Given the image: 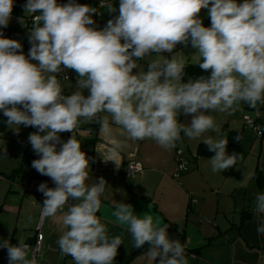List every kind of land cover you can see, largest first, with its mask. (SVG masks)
<instances>
[{
	"label": "clouds",
	"instance_id": "9594fccd",
	"mask_svg": "<svg viewBox=\"0 0 264 264\" xmlns=\"http://www.w3.org/2000/svg\"><path fill=\"white\" fill-rule=\"evenodd\" d=\"M13 7L14 0H0V29L8 26ZM23 7L38 13L28 55L18 40L0 31V110L7 125L37 129L28 137L40 157L31 166L55 185L41 183L37 191L44 196L42 218L63 213L64 230L57 239L61 256H70L74 264H114L123 239L110 236L97 215L107 184L103 177L86 183L89 158L74 131L94 120L108 131L110 117L127 141L151 140L166 152L175 149L181 133L198 139L214 132L216 138L203 140L214 153L208 160L211 171L236 165L239 157L227 153L228 140L208 113L232 114L241 103L252 109L264 105V0H119L118 15L102 29L92 18L99 10L76 0H26ZM100 8L117 12L110 0H101ZM202 9H208L210 27L199 17ZM178 44H190L195 63L209 74L184 82L186 60L173 54ZM153 53L159 58L147 60L145 72L137 61ZM65 69L77 74L70 94L58 79ZM181 114L191 117L188 124L180 122ZM63 132L72 136L62 141ZM113 208L133 246L149 245L150 260L189 264L186 243L171 239L167 224L154 223L150 214L137 215L131 204L114 202ZM254 213L256 232L264 236V192L255 195ZM0 248L7 249L8 264H38L22 238L18 245L4 240Z\"/></svg>",
	"mask_w": 264,
	"mask_h": 264
},
{
	"label": "crops",
	"instance_id": "0c3cea01",
	"mask_svg": "<svg viewBox=\"0 0 264 264\" xmlns=\"http://www.w3.org/2000/svg\"><path fill=\"white\" fill-rule=\"evenodd\" d=\"M76 1L99 10V15L94 14L92 17L94 21L97 19L95 26L98 29L118 15L119 0H111L117 8L115 13L98 8L97 4L101 0ZM15 3L21 4L20 14L12 12L8 26L0 29L4 38L15 39L26 28L27 20L32 15L24 10L26 0H14ZM57 3L65 4L66 0H57ZM210 26L211 21L206 27ZM181 46L178 44L179 50L175 54L183 56L186 62L197 60L196 50L190 44L185 50H181ZM22 50L27 56L30 48L22 47ZM152 55L146 60L137 61L145 72L148 70L147 60L159 58ZM139 70L137 68L133 72ZM71 71L76 74L74 70ZM60 82L68 94L75 91L76 80ZM250 111L255 115L254 120L264 128V105L252 109L241 103L236 115L234 112L217 123L227 140L231 132L242 137L237 141L235 134L232 141H228L227 153H236L239 158L236 165L223 172L211 171L208 164L211 156L196 155L197 146L206 137L216 138V133L207 132L198 139H188L181 133L183 145L178 141L176 147L186 148L191 164L178 179L174 177L177 172L175 149L166 152L151 140L129 142L121 134V129L111 124L110 117L108 131H103L97 120L79 125L74 135L80 142L81 150L89 158V179L86 183L90 185L103 177L107 184L97 215L106 224L110 236L120 235L123 239L114 264L159 262V258L155 262L148 258L147 243L136 250L127 226L121 225L112 214L114 202L131 204L137 215L150 214L154 223L160 226L167 224L169 237L186 243L189 264H264V236H258L256 232L254 213L255 195L264 192V135L256 137L252 130L243 127L244 117L251 118L247 114ZM104 115L99 114L101 117ZM178 119L188 124L191 117L181 114ZM91 125L96 126V129ZM36 131L34 127L8 125L0 135V147L4 150V153L0 151V242L8 240L11 244L19 243V238H22L25 243H30L37 233L44 197L21 191L13 184L19 177L36 174L31 166L33 157L31 159L25 155L32 151L28 142L29 134ZM71 136L72 133L64 141ZM91 140H94L93 143H88ZM129 161L140 163L143 171L124 176L121 170ZM191 200L195 202L191 203ZM62 215L58 213L56 217L43 218L41 232L44 235V247L37 258L38 264H74L71 257L61 256L57 245V239L64 230ZM133 249V256L127 259ZM0 264H8L5 248H0Z\"/></svg>",
	"mask_w": 264,
	"mask_h": 264
},
{
	"label": "built area",
	"instance_id": "2783aa9c",
	"mask_svg": "<svg viewBox=\"0 0 264 264\" xmlns=\"http://www.w3.org/2000/svg\"><path fill=\"white\" fill-rule=\"evenodd\" d=\"M67 2H68V0H66V3ZM110 2H111V0H110ZM100 3H101V1L98 2V4H97L98 8H100ZM98 15L99 14H97V16ZM34 16H35V14H32L27 20V28L28 29L32 28V25L34 23ZM95 22L96 23L98 22L97 19L95 20ZM58 79L60 81H62V80H77V75L74 72H72L70 69H65L64 71H62L58 75ZM64 93L68 94L65 91H64ZM243 127L245 129H251L256 134L257 137H262V135H264V128H262V125L260 123L256 122L254 119H251L249 117H244ZM70 133L71 132L60 133L59 135H60L61 140L64 141L65 139H67L69 137ZM57 148H59V145H57ZM31 150H32V147H31ZM0 151L4 153V150L1 147H0ZM32 153H33L35 159L40 158L36 153L33 152V150H32ZM174 160H175L176 166H177V172L175 173L174 177L176 179H178L180 177L181 173L183 171L187 170L188 165L190 163V159H189V157L185 156L183 149L176 147L175 152H174ZM121 171H122L124 176L129 177V176H132L134 174L142 172L143 166L138 162L129 161L126 164H124ZM13 182H14L13 184H15L21 191H29V192L35 193L37 195H40L42 197H44L43 194L41 192L37 191L38 185H40L41 183H46L49 188L55 187L51 178H49L47 176H42L37 171H36V174L33 176H22V177L17 178ZM193 202H195V201L191 200V203H193ZM69 203H72V201L69 200ZM42 221H43V218L40 215V219H39V222L37 224V233L35 235V238L30 243H26L29 245V257H31L32 254H35L36 257L38 258L39 255L41 254L43 247H44V235L41 232ZM12 244L18 245V243H12ZM65 257L68 258L70 256H65ZM7 259H8V255H7Z\"/></svg>",
	"mask_w": 264,
	"mask_h": 264
},
{
	"label": "trees",
	"instance_id": "16d2710c",
	"mask_svg": "<svg viewBox=\"0 0 264 264\" xmlns=\"http://www.w3.org/2000/svg\"><path fill=\"white\" fill-rule=\"evenodd\" d=\"M19 5H21V4L20 3H15L14 4L13 10H12L13 13L20 14ZM29 31H30V29H28L26 27L25 29L21 30L17 34V36L15 37V40H18L22 44V47H24V48H30L31 47V44L29 43ZM195 62L196 61H194V62H186L184 82H187L188 79H196V78H198L201 75H208L209 74V73H205L203 70H201L199 68V66ZM6 120H7V118L3 115L2 110H0V135L4 132V130L8 126L7 123H6ZM91 127L94 130L96 129V126H92L91 125ZM235 134L236 133H232L231 132V134L228 137L229 138L228 139L229 143H230V141H232V139L234 138ZM93 141L94 140H91L88 143H93ZM25 155L30 157L31 159L33 157V160H35V157H34L32 151L26 152ZM196 155L200 156V157H210V156L214 155V153L210 152L208 150L207 146L204 143H200L197 146ZM134 252H135V250L133 249L127 259H130L131 256H133Z\"/></svg>",
	"mask_w": 264,
	"mask_h": 264
},
{
	"label": "rangeland",
	"instance_id": "374dc122",
	"mask_svg": "<svg viewBox=\"0 0 264 264\" xmlns=\"http://www.w3.org/2000/svg\"><path fill=\"white\" fill-rule=\"evenodd\" d=\"M238 1H241V2H243V0H237V2ZM199 17L202 19V21H203V25L206 27V25L209 23V21H210V18H209V16H208V9H202L201 10V12L199 13ZM206 21V22H205ZM187 47H184L183 45L181 46V50H185ZM178 45H177V47L173 50V54H175V52H178ZM154 54V56L156 55L155 53H153ZM162 54H165V55H167V56H170V55H172V54H169V53H162ZM253 111V110H252ZM252 111H250V112H247V114H248V116H250L251 117V119H255V115H254V113L252 112ZM237 113L235 112V115H236ZM210 115H212L213 116V118H214V120H215V122L216 123H218L220 120H224V119H227V117H228V115H230L229 113H227V112H224V113H221V112H212ZM243 117H241V119H242ZM259 123V122H258ZM251 130V129H250ZM255 134V133H254ZM255 136H256V134H255ZM257 137V136H256ZM179 144L180 145H183L182 144V141L180 140L179 141ZM182 149V148H181ZM186 148L184 149V153H185V156L186 157H188L189 155H188V151L186 150ZM190 164L191 163H189V165L188 166H190Z\"/></svg>",
	"mask_w": 264,
	"mask_h": 264
},
{
	"label": "water",
	"instance_id": "95a60500",
	"mask_svg": "<svg viewBox=\"0 0 264 264\" xmlns=\"http://www.w3.org/2000/svg\"><path fill=\"white\" fill-rule=\"evenodd\" d=\"M26 27H27V24H26ZM136 250H137V248H136Z\"/></svg>",
	"mask_w": 264,
	"mask_h": 264
}]
</instances>
